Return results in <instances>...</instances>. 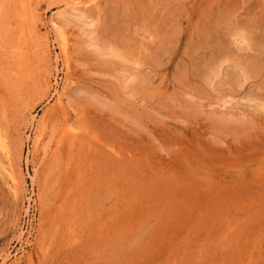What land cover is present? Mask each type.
Here are the masks:
<instances>
[{
	"label": "rangeland",
	"instance_id": "1",
	"mask_svg": "<svg viewBox=\"0 0 264 264\" xmlns=\"http://www.w3.org/2000/svg\"><path fill=\"white\" fill-rule=\"evenodd\" d=\"M0 133V264H264V0H0Z\"/></svg>",
	"mask_w": 264,
	"mask_h": 264
},
{
	"label": "bare ground",
	"instance_id": "2",
	"mask_svg": "<svg viewBox=\"0 0 264 264\" xmlns=\"http://www.w3.org/2000/svg\"><path fill=\"white\" fill-rule=\"evenodd\" d=\"M80 2V1H79ZM78 2V3H79ZM65 37V36H64ZM65 40H67V39H65ZM66 53V52H65ZM64 53V54H65ZM0 149L1 150H6V145H5V143H4V140H3V138H2V135H1V133H0ZM5 152V151H4ZM3 168V167H2ZM4 170V169H3ZM12 174V173H11ZM16 179L14 178V177H12V181H14V182H16L15 181ZM15 184V183H14ZM21 186V185H20Z\"/></svg>",
	"mask_w": 264,
	"mask_h": 264
}]
</instances>
